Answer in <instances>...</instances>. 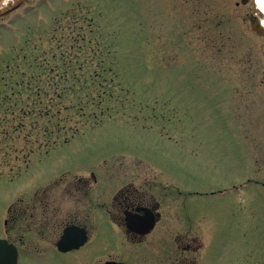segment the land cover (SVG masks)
<instances>
[{
  "label": "rangeland",
  "instance_id": "374dc122",
  "mask_svg": "<svg viewBox=\"0 0 264 264\" xmlns=\"http://www.w3.org/2000/svg\"><path fill=\"white\" fill-rule=\"evenodd\" d=\"M234 1L49 0L0 19L13 21L0 28V216L100 159L101 170L173 187L162 210L178 222L163 225V261L264 264V48L247 40ZM48 122L84 135L62 145L61 133L46 154L56 136L34 140L31 125ZM100 233L82 248L100 264L140 255V244ZM191 237L200 245L183 252Z\"/></svg>",
  "mask_w": 264,
  "mask_h": 264
},
{
  "label": "flooded vegetation",
  "instance_id": "af4514ba",
  "mask_svg": "<svg viewBox=\"0 0 264 264\" xmlns=\"http://www.w3.org/2000/svg\"><path fill=\"white\" fill-rule=\"evenodd\" d=\"M48 1L0 0V19L25 17L42 2ZM234 7L240 26L249 36L247 40L252 43L253 37L261 39L264 48V7L258 5V0L234 1ZM10 22L13 21L1 23L0 28L7 27ZM105 111H100V114H105ZM103 124L95 121L87 132L97 130L101 127L96 125ZM36 125H31L36 129L34 140L48 142L52 135L56 136L46 154L56 147L61 133L65 135L62 145L84 135L68 122L54 125L48 122L35 128ZM70 132L73 133L68 135ZM99 163L100 159L83 170L64 169L47 185L39 186L30 194L17 196L16 201L2 211L0 239L15 248L16 264H82L83 258L88 259L89 264H100L96 254L82 250L94 237L99 236V231L100 236L117 239L126 247L141 245L137 252L140 255L133 256L127 250L123 256L107 259L103 264H194L189 257L175 259L174 254L165 262L164 251L167 249L158 250L163 236L168 235L163 233V225L178 222L172 215L176 210L171 213L162 210L165 201L176 202L173 199L175 193L170 188L172 186L157 173L150 176L142 171L101 170ZM130 218L133 221H127ZM189 219L185 217L183 220L188 224ZM130 222L135 225L134 229L128 227ZM150 222L153 227L144 232V227ZM68 230L69 242L62 245ZM176 236L170 237L173 242ZM184 242L180 247L187 253L196 251L200 245L193 244L196 243L193 237ZM78 253L82 255H74Z\"/></svg>",
  "mask_w": 264,
  "mask_h": 264
},
{
  "label": "water",
  "instance_id": "95a60500",
  "mask_svg": "<svg viewBox=\"0 0 264 264\" xmlns=\"http://www.w3.org/2000/svg\"><path fill=\"white\" fill-rule=\"evenodd\" d=\"M258 5L263 8L264 7V0H258ZM127 221H133V219H127ZM128 227L131 229L135 228L134 224H131V222L128 224ZM153 227V223L150 222L149 224L144 227V232L150 230ZM70 232V230L66 231L64 238L62 240L63 243L69 242L67 238V234ZM142 232V231H141ZM64 249V248H63ZM16 250L13 246L9 245L6 240L0 239V264H16Z\"/></svg>",
  "mask_w": 264,
  "mask_h": 264
}]
</instances>
